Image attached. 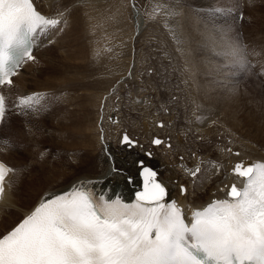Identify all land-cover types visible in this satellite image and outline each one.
Instances as JSON below:
<instances>
[{
	"label": "rangeland",
	"instance_id": "obj_1",
	"mask_svg": "<svg viewBox=\"0 0 264 264\" xmlns=\"http://www.w3.org/2000/svg\"><path fill=\"white\" fill-rule=\"evenodd\" d=\"M134 1L145 21L144 30L139 37V34L134 36L135 19L129 0H123L125 6L123 12L119 15L115 13L114 16L105 7L97 10V15L91 16H89L90 11L87 13L84 8H81V19L76 17L78 21L74 16L72 17V10L71 13H69L70 11L66 12V24L58 34L54 32V37H56L54 41L46 46L38 56V53H35V61L27 63L32 66L21 71L24 72V77L19 83L15 81L14 87L10 90V92L16 91L18 94L19 90L21 93L28 88L29 91L27 94L25 93L26 95H38L44 98L42 110L36 113H26L17 109L10 101L6 126H4L9 129L3 128L2 135L6 139H11L16 133L15 141L17 143L21 141L24 143L23 141L27 137L26 141L33 137L31 141H36V145L43 143L39 154L41 155L45 151L47 154L32 162L36 153L33 152V155L28 157L27 153L24 155V151L20 152L18 145H15L13 151L5 152L12 153L11 156L0 152V157L8 158L6 160L11 166L19 167L22 175L31 174L26 176L24 183L28 182L29 184L32 179L40 193L55 189L57 185L68 181L66 177L72 175V172L78 175L88 168L96 166L95 159L97 160V158H93L94 153L98 151L97 154L102 155L103 151L98 143L94 145L93 141H97L98 137L96 136H99L100 139L104 138L102 132H106L107 129L111 137L110 141H113L116 148L126 146V144L120 145L119 138L123 131L135 140L136 147L127 145L132 161L136 164L133 176L140 169L138 161L148 158L151 168L154 169L156 164L152 163L151 159L156 157L166 160L168 163H176L172 168L177 171L179 177L173 178L171 182L176 184L181 182V185L188 182L192 186L194 184L191 180H187L185 183L188 175L183 172L179 162H176L179 158H185L186 163L195 168L194 164L191 165L193 153L199 157L203 155V161L208 157L219 160L223 153L228 155V152L225 151L227 148H231L235 153L240 152L239 148H250L264 154V101L260 100L264 96V75L262 77L256 73L259 61L263 62V60L260 58V53H256L253 57L255 54L253 51L257 48H248L246 44L247 36L244 29L252 23L251 14L247 16V10L251 7L250 5L245 6L247 1L232 0V3L228 4L226 0ZM133 4L132 2V7ZM170 5L171 9L177 11L169 10ZM169 11H175L176 14L174 16L165 14ZM234 11L239 12V16H243L242 21L238 22L240 25L235 24L237 19L231 18V12ZM244 18L246 19L244 20ZM76 21L77 23L74 24ZM241 23L245 24L241 25ZM111 24H114V28L110 27ZM171 25L178 31L179 40L175 38L176 34L173 35L174 29ZM113 36L115 37L113 38ZM237 40L248 48L247 63L249 66L247 68L225 60L222 55L223 42ZM261 42L264 43V38ZM132 44L133 53L135 51L133 55L138 58L137 63L134 64V72L137 73L135 82L131 79L125 80L118 90H114L115 92L106 97L107 91L118 84L116 82L122 71L118 62L121 58L123 59L126 52L129 54ZM125 47L126 52L124 51ZM207 48H210V53ZM178 51H181L183 63L188 65L195 78L192 85L185 78L188 71L183 70V65H180ZM121 55L122 57H120ZM98 56L105 57L104 63L97 64L95 57ZM126 62L128 63V55ZM27 65L23 66V69ZM260 71L264 73V69L261 68ZM104 72L107 73L106 78L110 73L108 80H101V75ZM97 80L98 82H95ZM25 94L21 96H25ZM5 95L9 98L8 92L5 91ZM139 96L145 97L143 98L145 101L147 98L148 107L152 103L151 107H154L157 114H147L146 116L144 112L139 111L140 109L137 107H141L143 104L138 102ZM258 97L260 101H257ZM106 101H108L107 104ZM95 102L99 105H96ZM97 107L100 112L102 110L100 117H98L100 113L97 111ZM79 110L82 111V115ZM90 111L92 113L95 111L94 115ZM73 112H77L76 115ZM115 114L117 117H114ZM87 115L92 117L91 122ZM97 119L100 125L96 123ZM102 119L109 128L106 125L104 130ZM79 120L84 122L80 121L78 124ZM94 120L95 123H93ZM159 120L163 121L166 126L156 129L155 123ZM87 122L93 124L90 125ZM196 123H200L198 131L205 130L204 133L196 131L194 128ZM86 126H88L87 129H85ZM94 126L95 128H93ZM166 127H172L177 130V133L184 136L187 143L185 150L180 148L179 142V148H177L173 135ZM62 130H64L65 136L58 137V132L61 133ZM207 130H211L210 134L207 133ZM67 131L68 134L77 133V139L66 135ZM30 132L36 134L34 133L35 135L32 136ZM90 133L92 134L90 135ZM153 135L160 136L165 142L168 141L171 148L168 149L164 144L158 147L153 146L151 144ZM194 146L196 147L193 148ZM148 151L150 155L147 153ZM89 156L92 157V160ZM33 163L35 165L32 166ZM82 163L84 164L81 165ZM144 164L146 165V163ZM203 167L204 165L201 167V172L204 170ZM84 168L86 169L84 170ZM61 172H63L62 175ZM160 174L162 178H169V175L163 171ZM200 176L203 182L205 173ZM197 184L196 181L194 186H201V184ZM24 187L19 189V192H23ZM176 190L173 188L174 192Z\"/></svg>",
	"mask_w": 264,
	"mask_h": 264
},
{
	"label": "snow or ice",
	"instance_id": "obj_2",
	"mask_svg": "<svg viewBox=\"0 0 264 264\" xmlns=\"http://www.w3.org/2000/svg\"><path fill=\"white\" fill-rule=\"evenodd\" d=\"M69 11L66 6L46 16L34 0H0V89L13 86L21 66L36 59L37 37L60 31ZM222 48L225 60L249 66V53L239 40L224 41ZM43 99L21 96L15 107L36 113ZM7 112V99L0 93V124ZM121 142L136 143L127 134ZM2 143L13 147L7 140ZM152 143L166 142L155 138ZM139 167L142 190L133 202L97 191L92 180L42 197L34 210L0 234V264H264V162L235 163L231 175L236 182L225 183L224 198L193 210L190 219L175 200H166L168 192L157 172L143 161ZM212 167L218 169L214 163ZM19 171L0 162V202L5 200L6 178ZM200 172L197 164L187 174L196 178ZM180 193L186 195L187 189L181 186Z\"/></svg>",
	"mask_w": 264,
	"mask_h": 264
},
{
	"label": "bare ground",
	"instance_id": "obj_3",
	"mask_svg": "<svg viewBox=\"0 0 264 264\" xmlns=\"http://www.w3.org/2000/svg\"><path fill=\"white\" fill-rule=\"evenodd\" d=\"M34 1H35L34 3L36 4L38 10H40L41 13L44 12L45 13L44 15H46V16H54L59 11L64 10L65 7L67 6V7L70 8V12L69 13H71V10H72V17L74 16L76 18L78 16L77 18H79V19H81V14H80L81 8H84L85 12H87V13L90 11L89 12V16L97 15V10H99L101 7H105V9H108L109 12L113 14L112 16H114L115 13L117 15H119L121 12H123V10L125 8V6L123 4V0H111V1H106V0H34ZM231 1L232 0H226V3L227 4L228 3H232ZM235 1H237V0H235ZM245 1H247L245 6L246 7L249 6L250 5L249 4V0H245ZM132 2L134 3L133 7H132ZM129 3L131 5L130 8L132 9V14L134 15V19H135L134 36H137L139 34L138 35V37H139L141 32H143V30H144L143 27L145 26V21L143 19V16H142V14L140 12L139 7L135 4V1L131 0V2H130V0H129ZM263 3H264V0H257L256 2H255V0H253V3L250 5L251 6L250 9L247 10V12H248L247 16L251 14L252 23L244 29V33H246V36H247L246 44L248 45V48H251V47H252L251 49L257 48V50L253 51V52H255V54L252 52L254 54L253 57L256 55V53H260L261 54L260 58L263 60V62L259 61L260 64L257 66L258 70H257L256 73H259V75H261L262 77H263L264 73L261 72L260 70H261V68L264 69V43L261 42L263 40V38H264V6H263ZM169 8H170L169 10H175V9H171V5H170ZM175 11H177V10H175ZM175 11H173V12L176 14ZM106 12L109 14L108 11H106ZM235 12L237 13V15L239 14V12H237V11H235ZM66 14L67 13H65V15ZM237 17L238 16H236V19H237ZM231 18L234 20L235 16H231ZM245 19L246 18H244V20ZM73 20H74V18H73ZM77 21H78V19H77ZM77 21L74 22V24L77 23ZM240 21H242V19ZM74 24H72V25L74 26ZM235 24L240 25V24H238L237 21H235ZM244 24L241 23V25H244ZM110 27L114 28V24H111ZM171 27H173V25H171ZM112 28L110 29L111 31L113 30ZM173 29H174L173 35L176 34L175 38H178V36H177L178 35V31L174 27H173ZM58 32H56L55 34H58ZM55 34L52 33L50 35V33H49L48 37H47V35H41V36L37 37L36 43H35V44H37V46H36L37 49H36L35 52H33V55H35V53H38L37 54V56H38L40 53H42V51H44L45 47L50 45V43H52L54 41V38H56V37H54ZM173 35H172V37H173ZM121 36H123V35H121ZM114 37L115 36H113V38ZM123 38H125V37H123ZM177 40H179V38ZM175 43H177V42H175ZM208 46H209V44H208ZM210 48H207V50L209 51ZM124 49L123 50L126 52V47ZM122 52H121V54H122ZM209 53H210V51H209ZM133 54H135V51L133 53V44H132V49H131V51H129V54H127V52H126L125 56L122 54L124 57H123V59L121 58L120 62H118V66L122 67L121 68L122 71L119 74L120 78L118 77V80H117L118 84H117V86L115 88H110L111 90L109 89L107 91L108 93L106 92L107 93L105 95L106 97H107V95H111L113 92H115L114 90H118L120 85L124 84L125 80L131 79V80H133V82H135L137 73L135 74V72H134V68H135L134 64L137 63L136 61H137L138 58H136V55H133ZM122 55L120 57H122ZM127 55H128V63L126 62ZM134 56H135V58H134ZM177 56L180 57V60H181L180 61L181 62L180 65H183V70L188 71V75L185 76L186 80H188L190 82V85H192V81H194L195 78H194L190 68L188 67V65L186 66V64L183 63L182 57H181V51H178V55ZM257 56H259V55H257ZM104 58L105 57H99V56L95 57L97 64L98 63H104V60H103ZM133 58H134V60H133ZM258 60H259V58H258ZM27 63L28 62H26L25 65H27ZM30 66H32V65L31 64L27 65L24 69L22 68L21 71H25ZM20 74H21V76H19V74H18L17 75L18 77L17 76L15 77V81H17L18 83L20 82V80L25 75L24 72H20ZM103 74H104V76H103ZM103 74L101 75L102 77L101 76H98V77H101V80L102 79L108 80V76H110L109 75L110 73L107 75V78H106V74L107 73L104 72ZM113 77H114V75H113ZM33 79H35V78H33ZM121 80H123V81H121ZM95 82H98V80L95 81ZM96 86H98V84ZM6 88H8V87H4L3 90H6ZM28 91L29 90L27 88L26 91H23L21 93H20V90H19L18 94L12 93L10 101L15 103V97H18L17 99H19V97H21V94H25V93L27 94ZM96 96H95V98H96ZM139 98L140 99H138V102L143 103V104H141L142 105L141 107H137V108L140 109L139 111H141L142 113L144 112L146 114V116H147V114H152V115L155 114V113L157 114V112H155L154 107H151L152 103H150L151 106L148 107L149 104H147L148 103V101H147L148 99L147 98H146V101L143 99L145 97L142 98V97L139 96ZM260 100L264 101V96H262L260 98ZM260 100H259V97H258L257 101H260ZM92 101H94V100H92ZM107 102L108 101H106V104H107ZM133 103H135V102H133ZM92 104H93V102H92ZM95 104L99 105V103H96V102H95ZM108 105H109V103H108ZM89 109H86V110H89ZM94 109H96V108H94ZM82 111H83V109H82ZM82 111L80 112V110H79L80 114L82 113ZM97 111L100 113V114L98 113L99 116L98 115L97 116L100 117V115L102 114V110L100 112V109L97 107ZM77 112H75V113H77ZM141 112H139V113L141 114ZM94 113H95V111L92 114L94 115ZM103 115H104V113H103ZM84 116L86 117V115H84ZM81 118H83V117H81ZM93 118H94V116H93ZM82 120L77 121L78 124ZM91 121H92V117H89V122H91ZM82 122H84V121H82ZM89 122H87V123H89ZM102 122H103V119H102ZM72 123H73V121H72ZM93 123H95V120H94ZM93 123H89V124L91 125ZM96 123L99 124L98 119H97ZM199 124L196 123L195 124L196 126L194 128L196 129V131L198 133H204L205 130L204 131L203 130H199L198 131ZM61 125H63V124H61ZM90 125H88L89 128H90ZM106 125L108 126V124L104 123V130L107 127ZM225 125H226V123H225ZM4 126H6V125H4V123L0 125V134H1V130L2 131L4 129L6 130V128H7V130L9 129V127H5L4 128ZM88 126H86L85 129H87ZM95 126H96V124H95ZM95 126L93 128H95ZM165 126L166 125L164 124V127ZM50 128H52V127H50ZM108 128H109V126H108ZM166 128L169 129V132L173 135L172 137L174 138V142L177 145V148H179V144H178V142H179L180 143V148L185 150V147L187 146V143H186V140H185L184 136H182L179 133H177V130L172 128V127L171 128L166 127ZM58 129H60V128H58ZM82 129H84V128H82ZM107 130H106V132L105 131L102 132V134L104 135V138L102 137L100 139L99 136H96V137H98L97 141H95V142L93 141V144L97 145V143H98V146L100 148H102V151H103L102 155L97 154L98 151L96 153H94L95 156H93V158H95V157L97 158V160L95 159V162H96L95 165L96 166H94L92 168H88V170H85L86 168H84V170L86 172L84 171L83 173L78 174V175H76L75 172H72V175H70L69 177H66V178H68V181L63 182V183L57 185L55 189H51V190H48L46 192L40 193L39 189L36 188L37 185H35L33 183L32 179L29 182V184H28V182L24 183V181L26 180V176H28L30 173L28 175H24V174L22 175L21 170L18 169L19 167L11 166V164L6 160L8 158L5 159L3 157H0V159L4 160L13 169L16 168L17 170H20L19 171V175L10 174L9 177L7 178V180H6L5 200L3 202H0V234H3L7 230L11 229L21 217H24L27 213H29L31 211V209L33 207H35L37 205V202H40L42 197H44L46 195L58 194V193L67 191L74 183H77L79 180H92V181L95 182L94 186H95L97 191H104L107 195H109L111 197H114L115 195H119V196H122L123 199L129 200L134 195V191H136L137 189L140 188V184H141V180H140L141 178L139 176V170L140 169L137 170L138 173H136L135 176L132 175V173L136 170V168H135L136 164L132 161L131 154H130L131 152H128V150H127L128 146L126 145V146H124L122 148H116L114 143H113V141H110L111 137H110V134L107 132ZM62 131L63 132H61V133L58 132V135H57L58 137L59 136H62V137L65 136L64 130H62ZM90 131H92V130H90ZM210 131H208L207 133H209ZM98 132L100 133V131H98ZM30 133L32 134V136H34L36 134L35 132H30ZM82 133H83V131H82ZM92 133H90V135ZM76 134L75 133L68 134V131H67L66 135H68L69 137H75L77 139L78 135L76 136ZM85 134H86V132H85ZM85 134H83V135H85ZM15 136H16V133L13 134L11 139L10 138L6 139L5 136H3L1 138L2 141L7 140L10 144H12L13 147L10 148V150H8L9 148H7V147H3L2 148V146H1L0 147V152H4L5 153L7 151H13L15 149V145H18V148H19L20 152L24 151V153H25L24 155H26V153H27L28 157L32 156L33 152L36 153L35 159L32 160V162L36 161L37 158L41 157V155L39 154V149L41 150V145H43V143H39L38 145H36L37 144L36 141L35 142L31 141V139L33 137L30 140L26 141L27 138H28L27 137L26 140L23 141L24 143H22V141L20 143H17L15 141V138H16ZM92 137H94V136H92ZM62 140H63V138H62ZM89 140H91V139H89ZM62 143H61V145H62ZM75 143L78 144V142H75ZM83 143L85 144V142H83ZM244 143H245V141H244ZM123 145H125V144H123ZM34 146H36V147H34ZM136 146H137V144L135 145V147ZM80 147H81V145H80ZM86 147H87V145H86ZM156 147H158V146H156ZM195 147L196 146H194L193 148H195ZM34 148H36V149H34ZM72 148H74V147H72ZM239 149H240V152H239L240 155L239 156H235L233 154L227 155L226 153H223L221 155V157H219V160H213V161H216V165L219 167V169L217 171L213 170L214 168L212 166H210L209 162H207V159L202 161L201 163H203V165H204V167H203L204 170L202 172H200L197 175L196 178H193V177H191V176H189L187 174L188 170H191V169H194V168L192 166L188 165L186 163V161H183L184 159H182V161L179 162L178 161L179 159L177 158L178 160H176V162L180 163L181 167L185 171L184 173L188 175V178L185 180V183L187 182V180L192 179V180H194V185H195L196 181L198 183L197 185L201 184V186H194V185L192 186L191 183H189V182L187 184L183 183L184 185H182V186L187 189L186 195H181V193H180L179 187L182 184L181 182H179L178 184L171 182L173 180V178L179 177L177 171L174 168H172L173 166H175L176 163L175 164H173L171 162L168 163L166 160L158 159L156 157H153L151 159V161H152V163L156 164V167L154 169L156 170V172L158 174L157 175V179H161L162 181H164V183H165V185H166V187L168 189V195L166 197V200L169 201V202L172 201V200H175L179 204V206L184 210L186 219H190L192 211L195 210L196 208L204 206L205 204H207L208 202H210L213 199L224 197L225 196V192H224L225 183L230 185L231 183L236 182V178L231 175V169H232L235 161H243L244 163H250V162H253L255 160H264V154H260V153L254 151V150H252L250 148H239ZM135 150L140 151V149H137V148H135ZM141 152H142V150H141ZM147 153L149 154V151ZM6 154L11 156L12 153H5V155ZM90 159L92 160V157H90ZM143 161H144V163H146L147 166L151 167V164L149 162L150 159L145 158ZM173 161H175V160H173ZM83 164L84 163H82L81 165H83ZM33 165H35V163H33L32 166ZM68 168H71V167H68ZM113 168L119 169V171L118 172L113 171L112 170ZM56 171H57V169H56ZM161 171H163L164 173L169 175V178H167V177H166V179L162 178L161 174H160ZM62 173L63 172H61V175H62ZM204 173H205V179L202 182V179H201L200 175H203ZM129 177L132 178V181H133L132 183H128V178ZM50 179H52V178L50 177ZM53 180H54V178H53ZM168 181H170V184H169ZM177 181H178V179H177ZM9 184L11 185V187H7V185H9ZM23 186H25L24 189H23V192L22 191L19 192L20 191L19 189H22ZM27 187H29V188H27ZM173 188L177 189L176 192L173 191ZM221 189H223V190L221 191ZM43 191H45V190H43Z\"/></svg>",
	"mask_w": 264,
	"mask_h": 264
},
{
	"label": "built area",
	"instance_id": "obj_4",
	"mask_svg": "<svg viewBox=\"0 0 264 264\" xmlns=\"http://www.w3.org/2000/svg\"><path fill=\"white\" fill-rule=\"evenodd\" d=\"M114 117H117V115L115 114Z\"/></svg>",
	"mask_w": 264,
	"mask_h": 264
}]
</instances>
